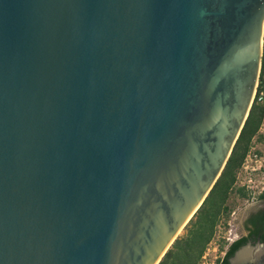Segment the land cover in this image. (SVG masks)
<instances>
[{"label":"water","instance_id":"obj_1","mask_svg":"<svg viewBox=\"0 0 264 264\" xmlns=\"http://www.w3.org/2000/svg\"><path fill=\"white\" fill-rule=\"evenodd\" d=\"M263 22L264 0H0V264H158L240 133Z\"/></svg>","mask_w":264,"mask_h":264},{"label":"trees","instance_id":"obj_2","mask_svg":"<svg viewBox=\"0 0 264 264\" xmlns=\"http://www.w3.org/2000/svg\"><path fill=\"white\" fill-rule=\"evenodd\" d=\"M264 83V72L258 77V86ZM264 114V104L254 99L233 145L231 153L212 188L195 214L165 252L158 264H200L209 244L219 230L228 228L232 212L247 201L250 191L237 183V173ZM256 199L264 200V189ZM247 232L231 242L221 240L223 252L217 264H228L234 252L248 241L259 239L264 243V210L252 214L243 223Z\"/></svg>","mask_w":264,"mask_h":264},{"label":"built area","instance_id":"obj_3","mask_svg":"<svg viewBox=\"0 0 264 264\" xmlns=\"http://www.w3.org/2000/svg\"><path fill=\"white\" fill-rule=\"evenodd\" d=\"M261 70L264 72V22L262 29V43L260 48L258 77ZM257 86L258 79L255 85L252 101L256 99V101L264 104V83H262L258 89ZM237 183L239 185L245 186V188L250 191V197L246 202L254 201L257 194L264 189V114L255 134L250 140L249 147L237 173ZM237 237L238 236H235V238ZM235 238L228 236L226 237V240L231 242ZM222 255L223 252L221 256Z\"/></svg>","mask_w":264,"mask_h":264},{"label":"rangeland","instance_id":"obj_4","mask_svg":"<svg viewBox=\"0 0 264 264\" xmlns=\"http://www.w3.org/2000/svg\"><path fill=\"white\" fill-rule=\"evenodd\" d=\"M252 208L251 202H244L242 205L237 207L231 214L228 228L225 231L219 230L214 239L209 244L200 264H217V260L220 258L222 251L220 250L221 240H226V237L235 238L240 236L243 232L241 229L240 216L243 211H249ZM230 230V233H229ZM183 232V231H182ZM181 232V234H182Z\"/></svg>","mask_w":264,"mask_h":264},{"label":"flooded vegetation","instance_id":"obj_5","mask_svg":"<svg viewBox=\"0 0 264 264\" xmlns=\"http://www.w3.org/2000/svg\"><path fill=\"white\" fill-rule=\"evenodd\" d=\"M252 208L247 212V214L244 216L242 223H241V229H242V234L241 235H245L247 232L244 229L243 223L244 221L249 218L252 214H256L258 213L260 210H264V200L261 199H255L254 201L251 202ZM240 235V236H241ZM239 237V236H238ZM237 237V238H238ZM236 239V238H235ZM234 240V239H233ZM232 240V241H233ZM260 241L259 239H255V242ZM248 242H252V241H248ZM263 243V242H262Z\"/></svg>","mask_w":264,"mask_h":264}]
</instances>
